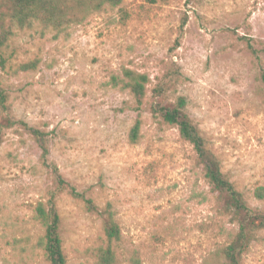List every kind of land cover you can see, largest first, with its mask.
<instances>
[{
    "label": "rangeland",
    "instance_id": "rangeland-1",
    "mask_svg": "<svg viewBox=\"0 0 264 264\" xmlns=\"http://www.w3.org/2000/svg\"><path fill=\"white\" fill-rule=\"evenodd\" d=\"M10 43L0 123L39 130L48 154L19 123H2L0 264H50L34 210L55 188L52 166L96 206L112 205L119 264H221L214 251L233 224L220 220L192 147L152 106L184 98L222 172L264 212L253 198L264 188V0H121L60 31H17ZM34 60L36 69H19ZM122 68L150 79L139 114L110 83ZM56 200L67 264H93L101 218L67 194ZM242 264H264V229Z\"/></svg>",
    "mask_w": 264,
    "mask_h": 264
},
{
    "label": "trees",
    "instance_id": "trees-1",
    "mask_svg": "<svg viewBox=\"0 0 264 264\" xmlns=\"http://www.w3.org/2000/svg\"><path fill=\"white\" fill-rule=\"evenodd\" d=\"M121 0H0V68L5 69L11 50V40L17 31L40 27L46 30L60 31L71 24L81 23L90 13L102 8L105 4H118ZM153 3L155 0H149ZM251 53L256 56V50L248 43ZM264 50V46H263ZM38 61L19 65L21 71L34 70ZM264 83V74L261 75ZM111 85L119 91L127 93L130 100V109L139 112L142 110L148 92L150 79L148 75L122 68L118 74L110 78ZM0 108L5 109V94L0 89ZM153 113L157 114L162 122L170 127H175L181 140L192 147L198 164L202 168V175L206 184L215 194L216 206L221 217L228 219L233 224L232 233L227 236L214 251V255L221 264H242L244 256L250 249L257 233L264 229V212L250 208L235 185L225 176L221 163L207 147L206 141L198 127L186 113V101L178 98L175 104L157 103L152 106ZM12 126L19 123L31 134L43 151V156L48 154L44 134L37 129L28 127L27 124L14 122L8 118L0 123ZM140 115L135 121L129 140L138 142L142 129ZM1 146V141H0ZM54 174L55 188L49 193L47 200L39 203L34 216L43 230L39 246L46 260L50 264H67L64 252L63 239L60 231V215L57 210L56 197L67 194L73 199L83 202L87 211L97 214L102 222V237L99 243L91 250L93 264H119L118 248L123 235L112 205L107 203L98 207L93 200L84 193L76 191L58 173L55 166L51 167ZM253 198L264 201V188H257ZM137 256L129 252V260L135 263Z\"/></svg>",
    "mask_w": 264,
    "mask_h": 264
}]
</instances>
